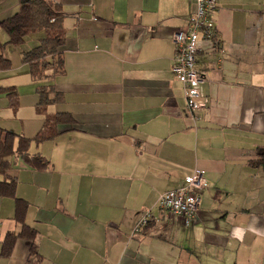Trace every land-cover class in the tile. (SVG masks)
Instances as JSON below:
<instances>
[{
  "label": "crops",
  "instance_id": "0c3cea01",
  "mask_svg": "<svg viewBox=\"0 0 264 264\" xmlns=\"http://www.w3.org/2000/svg\"><path fill=\"white\" fill-rule=\"evenodd\" d=\"M13 1L0 0V19L17 11ZM57 1L65 70L37 83L16 60L19 80L0 76V86H15L28 115L0 127L34 137L43 123L37 84L62 95L47 112H68L75 124L30 143L47 168L13 158L8 175L28 202L25 222L37 230L41 258L19 238L0 264H264V170L253 163L264 147V0H216L220 48L197 54L208 103L195 122L171 72L172 35L186 25L193 0ZM43 36L6 47L19 46L21 57ZM195 168L207 187L185 224L156 203ZM147 210L154 220L133 234ZM13 213V197L0 196V248L8 231L19 230Z\"/></svg>",
  "mask_w": 264,
  "mask_h": 264
},
{
  "label": "trees",
  "instance_id": "16d2710c",
  "mask_svg": "<svg viewBox=\"0 0 264 264\" xmlns=\"http://www.w3.org/2000/svg\"><path fill=\"white\" fill-rule=\"evenodd\" d=\"M18 9L10 15L0 19V28L7 35V40L0 41V71L9 69L11 61L4 56L7 45H20L25 36L30 33L43 31L44 36L33 48L21 52V61L28 66L31 78L40 83L41 80H52L56 75L64 72V56L62 46L65 42V29L63 27L64 13L57 0H17ZM37 102L35 109L43 115V123L33 138H27L16 132L0 127V196H10L14 199L13 219L19 224L18 231H8L1 241L0 256L10 255L15 241L19 238L30 242L29 254L36 260L41 258L34 243L37 230L25 222L28 202L15 195L17 184L16 176H9L13 158H20L33 169H45L49 161L40 153H29L32 141L35 143L55 138L58 135V125L64 124L72 127L75 120L68 112L48 113L47 107L60 102L62 95L53 85L37 84L35 88ZM0 94H5L9 106L16 110L19 95L15 86H0ZM253 163L264 170V147L256 150ZM148 222L141 231L148 228Z\"/></svg>",
  "mask_w": 264,
  "mask_h": 264
},
{
  "label": "built area",
  "instance_id": "2783aa9c",
  "mask_svg": "<svg viewBox=\"0 0 264 264\" xmlns=\"http://www.w3.org/2000/svg\"><path fill=\"white\" fill-rule=\"evenodd\" d=\"M193 3L194 10L186 25L172 35L174 55L171 72L174 79L181 84L186 108L195 122L197 113L208 103L203 91L204 76L197 65V54L201 50L218 51L220 43L213 16L217 9L216 0H193ZM206 187L204 171L195 168L176 188L159 194L157 208L168 215L182 218L188 224L195 217L201 194ZM153 220L150 210L142 213L133 227V234L140 232Z\"/></svg>",
  "mask_w": 264,
  "mask_h": 264
},
{
  "label": "rangeland",
  "instance_id": "374dc122",
  "mask_svg": "<svg viewBox=\"0 0 264 264\" xmlns=\"http://www.w3.org/2000/svg\"><path fill=\"white\" fill-rule=\"evenodd\" d=\"M12 3L14 4L15 1L12 0L11 4ZM4 38H6V33L4 32L3 29L0 28V39L2 40ZM19 48H20L19 46L18 47L9 46V47H6L5 49V53L10 58L11 65L9 69L4 70L6 72H4L3 74H0V76H3L4 79H6V77L12 78L14 75L15 79L19 80V78L16 75L17 61L21 60L20 59L21 57L19 56ZM4 79L2 82H5ZM6 81L11 82L9 80H6ZM18 95H19V100H18V107L16 110H13L9 105L6 107L8 100L6 98H1L2 96H0V124L5 127H8V126L11 127L12 126L11 124H14V123L20 124V122H22V119L27 118L26 116L28 115V110L26 107L23 106L25 102V98H23V96L21 97L20 92H18Z\"/></svg>",
  "mask_w": 264,
  "mask_h": 264
}]
</instances>
